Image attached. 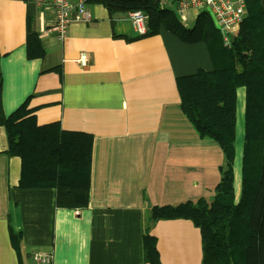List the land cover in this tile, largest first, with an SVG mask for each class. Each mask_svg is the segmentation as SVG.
<instances>
[{
	"label": "crops",
	"instance_id": "0c3cea01",
	"mask_svg": "<svg viewBox=\"0 0 264 264\" xmlns=\"http://www.w3.org/2000/svg\"><path fill=\"white\" fill-rule=\"evenodd\" d=\"M50 2L0 0V107L9 117L27 102L39 126L59 123L93 137L89 204L60 207L55 188L20 187L22 160L8 154L0 124V264H39L38 252L52 254V264H152L146 235L157 240L155 264H211L205 243L216 231L226 157L184 117L177 85L179 77L214 69L207 44L184 42L165 27L139 35L130 12L112 16L89 0L90 20H73L61 40L51 30ZM160 7L188 28L200 14L184 16L176 1ZM29 24L40 56L38 50L29 56ZM81 53L88 54L85 67ZM245 122L246 90L239 88L237 199ZM169 155L164 175L161 163ZM10 229L22 234L20 242Z\"/></svg>",
	"mask_w": 264,
	"mask_h": 264
},
{
	"label": "trees",
	"instance_id": "16d2710c",
	"mask_svg": "<svg viewBox=\"0 0 264 264\" xmlns=\"http://www.w3.org/2000/svg\"><path fill=\"white\" fill-rule=\"evenodd\" d=\"M103 3L112 16L135 10L148 13V33L162 27L187 43L207 44L214 69L177 78L184 117L199 135L215 139L226 157L214 203L215 234L206 238L211 264H264V0H248V15L230 47L225 46L209 14L200 13L186 27L157 0H89ZM29 56L42 54L28 25ZM0 73V101L2 94ZM246 90V134L241 194L234 187L237 92ZM0 124L8 137L7 152L22 160L20 187L55 188L60 207L89 204L93 137L63 130L59 123L39 126L27 102L7 117L0 107ZM12 240L22 234L10 229ZM146 260H159L157 240L145 236ZM212 250H209V248ZM209 251L211 256L206 255Z\"/></svg>",
	"mask_w": 264,
	"mask_h": 264
},
{
	"label": "built area",
	"instance_id": "2783aa9c",
	"mask_svg": "<svg viewBox=\"0 0 264 264\" xmlns=\"http://www.w3.org/2000/svg\"><path fill=\"white\" fill-rule=\"evenodd\" d=\"M164 7L176 1L181 13L189 16L192 11L207 13L211 17L215 28L222 36L225 46L230 47L233 38L240 30L248 15V0H157ZM53 11V22L51 30L55 32L59 39H64L68 34V29L73 20L88 22L91 13L87 8V0H51ZM74 11V12H73ZM129 18L139 35L148 33V13L145 10H135L129 13ZM78 62L82 66H87L89 62L88 54L81 53ZM35 260L39 264H52L53 256L49 253L38 252Z\"/></svg>",
	"mask_w": 264,
	"mask_h": 264
},
{
	"label": "bare ground",
	"instance_id": "6f19581e",
	"mask_svg": "<svg viewBox=\"0 0 264 264\" xmlns=\"http://www.w3.org/2000/svg\"><path fill=\"white\" fill-rule=\"evenodd\" d=\"M170 161H172V155H169V158L166 161L161 163L162 164L161 169H162V172L164 173V175L166 174V168H168Z\"/></svg>",
	"mask_w": 264,
	"mask_h": 264
},
{
	"label": "rangeland",
	"instance_id": "374dc122",
	"mask_svg": "<svg viewBox=\"0 0 264 264\" xmlns=\"http://www.w3.org/2000/svg\"><path fill=\"white\" fill-rule=\"evenodd\" d=\"M241 90V89H240ZM239 93H243L242 91H239ZM239 100H240V98H239Z\"/></svg>",
	"mask_w": 264,
	"mask_h": 264
}]
</instances>
